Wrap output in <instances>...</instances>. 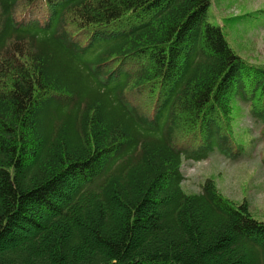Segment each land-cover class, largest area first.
I'll return each instance as SVG.
<instances>
[{"label": "trees", "instance_id": "1", "mask_svg": "<svg viewBox=\"0 0 264 264\" xmlns=\"http://www.w3.org/2000/svg\"><path fill=\"white\" fill-rule=\"evenodd\" d=\"M211 0H0V264H264V221L183 155L264 120Z\"/></svg>", "mask_w": 264, "mask_h": 264}, {"label": "rangeland", "instance_id": "2", "mask_svg": "<svg viewBox=\"0 0 264 264\" xmlns=\"http://www.w3.org/2000/svg\"><path fill=\"white\" fill-rule=\"evenodd\" d=\"M208 20L222 26L235 50L247 61L264 65V0H211ZM232 131L241 155L231 158L214 150L202 160H185L183 188L200 192L211 180L229 200L246 203L264 221V125L247 104L232 103Z\"/></svg>", "mask_w": 264, "mask_h": 264}]
</instances>
